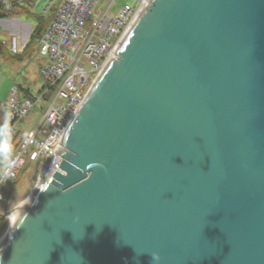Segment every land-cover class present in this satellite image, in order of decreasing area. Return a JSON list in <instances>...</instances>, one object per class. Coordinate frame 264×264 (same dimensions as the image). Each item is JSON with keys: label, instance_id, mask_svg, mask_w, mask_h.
Returning <instances> with one entry per match:
<instances>
[{"label": "water", "instance_id": "obj_1", "mask_svg": "<svg viewBox=\"0 0 264 264\" xmlns=\"http://www.w3.org/2000/svg\"><path fill=\"white\" fill-rule=\"evenodd\" d=\"M60 143L0 264H264V0H150Z\"/></svg>", "mask_w": 264, "mask_h": 264}, {"label": "built area", "instance_id": "obj_2", "mask_svg": "<svg viewBox=\"0 0 264 264\" xmlns=\"http://www.w3.org/2000/svg\"><path fill=\"white\" fill-rule=\"evenodd\" d=\"M46 9L55 6L49 24L38 40V53L43 61L39 74L44 82L38 95L20 98L13 88L6 98L7 123L3 133L20 134L17 146L3 168L11 173L6 189L17 178L26 159L36 165V185L50 181L59 171L60 154L56 151L63 135L81 106L87 92L102 70L115 56L123 38L150 0H108L98 8L100 0H44ZM9 10L12 3L2 0ZM118 6L116 12L111 11ZM9 49L17 52V40H8ZM40 111H32L37 104ZM32 111L31 118L26 119ZM34 116H36L34 118ZM33 118V119H32ZM26 119L23 130L16 124Z\"/></svg>", "mask_w": 264, "mask_h": 264}, {"label": "rangeland", "instance_id": "obj_3", "mask_svg": "<svg viewBox=\"0 0 264 264\" xmlns=\"http://www.w3.org/2000/svg\"><path fill=\"white\" fill-rule=\"evenodd\" d=\"M108 0H100L98 8L103 7ZM126 0H117V4H122ZM21 5L28 7L30 12L32 13H43L48 15V9L45 10L47 5L44 0H31L30 5L26 3L25 0H20ZM118 6H113L111 11L116 12ZM26 20V19H25ZM32 25L34 21L32 19H27ZM2 41H8L6 36L0 37ZM43 61L42 57L39 55L38 50L33 51L31 55H29L19 66L18 70H15L14 67L11 66V60L8 57H4L1 55L0 57V95L6 93V90L14 84H23L25 88L28 89L29 95L36 96L38 95V91L41 89L43 85V78L39 74V67L41 62ZM10 89V88H9ZM9 91V90H8ZM8 94V92H7ZM6 94V95H7ZM10 94V92H9ZM20 98H24L22 91H19ZM8 96V95H7ZM6 96V97H7ZM4 97H0L2 101ZM6 100V99H5ZM43 103L37 104L33 108L32 111L39 110L40 106ZM28 113L26 119L31 118V112ZM36 116H34L35 118ZM24 119L22 122H18L16 124V129H22L26 126L27 122ZM33 119V118H32ZM7 123V116L5 114L0 115V136L3 133L4 126ZM20 135V134H19ZM20 136H17V140ZM16 140V141H17ZM12 152L9 151L7 156H0V167L1 165L11 156ZM36 170V165L31 161L26 159L25 164L20 170L17 179L15 182L9 184L6 189L2 190V197L0 198V214L9 211V207L12 201H14L17 196L23 198L25 196H29L32 189L36 186V174H34ZM1 171V170H0ZM7 217L4 218V225L0 232V237H2L8 227L7 225Z\"/></svg>", "mask_w": 264, "mask_h": 264}, {"label": "crops", "instance_id": "obj_4", "mask_svg": "<svg viewBox=\"0 0 264 264\" xmlns=\"http://www.w3.org/2000/svg\"><path fill=\"white\" fill-rule=\"evenodd\" d=\"M53 9H55V6H52L51 8L48 9L49 11L48 14L54 12ZM36 14H43V13H36ZM27 19H32V18L26 17L25 15L22 14L13 17H8V16L0 17V37L6 36V38L9 40L11 37L14 36L17 40V49H18L17 52L15 53L12 52L9 49L8 41L7 40L2 41L0 39L1 48H2L0 57L1 55L4 57H8L11 60V66L14 67L15 70L19 69L18 65H20L29 55H31L33 51L38 50V42L30 43V36L33 31V28L36 25L35 20L32 19L34 21V24L32 25L29 21H27ZM9 88L6 90V93L0 95V97H4L2 101L0 100V115L3 114L6 115L5 99L8 97L7 95H9V92H11L13 88L15 89L18 96H20L19 94L20 90L22 91L23 96L29 94L28 89L25 88L23 84H14L12 87L10 86ZM4 137L5 136L2 133V135L0 136V143L2 142V139H4ZM17 142L18 140L15 142L12 148L9 149V151L11 152L14 151Z\"/></svg>", "mask_w": 264, "mask_h": 264}, {"label": "trees", "instance_id": "obj_5", "mask_svg": "<svg viewBox=\"0 0 264 264\" xmlns=\"http://www.w3.org/2000/svg\"><path fill=\"white\" fill-rule=\"evenodd\" d=\"M1 1L2 0H0V17H7V16L13 17V16H18V15L22 14V15H25L26 17H30V18L35 20L36 25L33 28V31L31 33L30 43H33V42L37 43L38 40L40 39L42 33L44 32L45 28L47 27L50 20L52 19L54 12H52L48 15L32 13L28 9V7L21 5L20 0H5V1L12 3L11 8L9 10H7L1 4ZM25 1H26V3H28L30 5L31 0H25ZM53 10H55V9H53ZM1 51H2V48H1V42H0V53H1ZM6 116H7V109H6ZM3 135L5 137H4V139H2V142L6 141L9 145V149H11L12 146L15 144V142L17 140V136H20L19 134H12V133H3ZM4 163L1 165V167H0L1 169L4 166ZM16 179L17 178H15L11 183L15 182ZM3 223H4V217L0 216V232L3 228V225H4Z\"/></svg>", "mask_w": 264, "mask_h": 264}, {"label": "clouds", "instance_id": "obj_6", "mask_svg": "<svg viewBox=\"0 0 264 264\" xmlns=\"http://www.w3.org/2000/svg\"><path fill=\"white\" fill-rule=\"evenodd\" d=\"M9 152V145L8 143L2 142L0 143V156H7ZM11 178V173L4 169L3 171H0V185H3L4 183L8 182V180ZM47 185H45V188ZM31 204V198L30 196H25L23 198H20L17 196V198L11 202L9 211L7 214V236L10 238L12 234L20 229L22 225L26 222L27 213L25 211L26 206ZM3 237H0V240H2ZM2 251V249H0ZM151 264H161V254L159 251H151Z\"/></svg>", "mask_w": 264, "mask_h": 264}, {"label": "bare ground", "instance_id": "obj_7", "mask_svg": "<svg viewBox=\"0 0 264 264\" xmlns=\"http://www.w3.org/2000/svg\"><path fill=\"white\" fill-rule=\"evenodd\" d=\"M7 218H8V217H7ZM6 230H7V229H6ZM5 236H6V231H5L4 235L2 236V237H3V239H2V240H0V245H1L2 241L4 240Z\"/></svg>", "mask_w": 264, "mask_h": 264}]
</instances>
